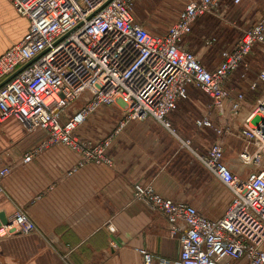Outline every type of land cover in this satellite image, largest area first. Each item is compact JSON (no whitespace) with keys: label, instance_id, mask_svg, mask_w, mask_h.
<instances>
[{"label":"built area","instance_id":"obj_1","mask_svg":"<svg viewBox=\"0 0 264 264\" xmlns=\"http://www.w3.org/2000/svg\"><path fill=\"white\" fill-rule=\"evenodd\" d=\"M10 1L30 27L21 42L0 56V83L30 65L0 89V124L15 119L29 134L46 135L39 149L23 162L30 163L44 149L63 145L81 155L79 167L87 163L112 166L108 151L114 136L131 122L151 120L189 149L232 194L224 217L213 220L187 203L162 197L152 186L135 184L134 197L162 214L170 236L180 241V260L162 259L158 264H235L242 259L264 264V94L242 118L237 135L244 143L238 159L250 169L246 178L224 162L220 142L199 154L168 120L178 103L188 98L190 86L205 93L221 117H240L244 94L232 98L225 85L254 48L264 46V17L232 50H225L223 62L210 71L181 43L199 18L217 13L223 0H189L164 35L149 32L137 21V0ZM245 67L249 69L248 64ZM258 84L264 86V68L250 88ZM80 99L84 104L69 115L68 108ZM116 105L122 119L114 136L90 141L77 135L100 109ZM196 125L213 128L218 135L224 132L207 116ZM11 172V167L0 163V195L4 193L2 181ZM35 231V221L19 208L8 224L0 225V239ZM141 253L144 264H155L153 255L146 250Z\"/></svg>","mask_w":264,"mask_h":264},{"label":"crops","instance_id":"obj_2","mask_svg":"<svg viewBox=\"0 0 264 264\" xmlns=\"http://www.w3.org/2000/svg\"><path fill=\"white\" fill-rule=\"evenodd\" d=\"M185 1L186 5L189 0ZM232 9L240 11L237 22H242L246 28L244 35L264 12V0H243L239 4L223 0L217 13L207 16ZM180 13L166 10L147 18L139 16L134 7L137 21L157 35L166 34ZM29 27L28 19L17 14L10 0H0V56L21 42ZM209 40L212 39H207L206 45ZM214 40L207 47L217 42ZM187 47L183 46L189 51ZM232 49L225 48L222 53ZM256 51L264 54V46H256L252 54ZM222 62L223 57L210 71ZM263 68L264 65L256 74V80L243 82L234 75L236 70L226 82L230 97L244 94L241 117H221L212 107L210 98L195 86L188 88V98L180 101L177 110L168 116L176 134L190 141L193 151L206 154L212 144L220 142L224 162L242 178L248 176L250 169L242 166L238 159L244 143L237 135L242 128V118L264 94L261 84L256 89L250 88L252 83L258 82ZM192 88L209 100L196 99ZM114 108H102L90 117L85 126L88 133L108 124ZM203 116L209 117L215 128H221L223 135H218L213 128H198L196 121ZM15 123L19 124L10 119L0 124V130L7 133ZM118 124L103 138L114 136ZM92 135L93 132L88 140L97 141ZM11 152L5 151L8 157L0 158L2 165L12 168L11 174L2 181L0 213L11 221L17 209L23 208L35 221L38 231L0 239L2 264H144L142 250L155 257V264L162 259L177 262L181 255L179 239L170 236L168 221L162 214L134 197L133 186H152L162 197L187 203L213 220L224 217L232 200L227 187L215 179L189 149L182 148L169 131L151 120L131 122L114 136L108 151L112 166L87 163L79 167L82 157L73 151H41L26 164L24 157L34 151ZM200 166L225 187L226 192L216 191L217 183L207 179ZM235 264L249 262L242 259Z\"/></svg>","mask_w":264,"mask_h":264},{"label":"rangeland","instance_id":"obj_3","mask_svg":"<svg viewBox=\"0 0 264 264\" xmlns=\"http://www.w3.org/2000/svg\"><path fill=\"white\" fill-rule=\"evenodd\" d=\"M185 0H137L135 3V8L138 11V15L147 17L152 16L153 14L160 15L163 11H170L171 13L176 14L181 12L185 6ZM239 10H231L228 12H221L217 16H205L199 18L192 27V31L187 35L182 43L181 47L188 46L189 52L196 55L197 59L201 64L208 70H212L215 66L220 63L221 53L223 49L228 48L232 49L235 43L241 39L243 31L246 29L243 26L242 22H237V16ZM261 17L255 22L257 23L262 17H264V12H261ZM169 28V27H168ZM165 28L163 27V31ZM149 31V30H148ZM150 32V31H149ZM207 39H216V43L207 47ZM231 46V47H229ZM184 49V48H183ZM251 57L250 59H248ZM248 59V60H247ZM248 63L249 69L245 67ZM264 65V54L263 51H256L251 56H248L244 59L243 63L239 66L234 75L239 77L243 82L256 80L257 73L260 71ZM247 71V72H246ZM243 74H246L243 78ZM194 88V87H193ZM191 90V93L195 96L196 99L201 101H208L209 99L196 88ZM84 104V99H80L68 108V114L71 115L75 109H78ZM114 108V113H111L109 116V123L103 125V127L95 128V130L90 131L85 129L87 122L77 131V135L80 138L88 140V135L93 132V139L102 140L103 136L111 130L117 122L121 121L122 112L119 106H112ZM102 110V109H101ZM98 113V112H97ZM96 113V114H97ZM241 117V115H240ZM121 118V119H120ZM109 127V128H108ZM88 133V135H87ZM91 136V135H90ZM184 137V135L182 134ZM182 137V138H183ZM185 138V137H184ZM183 138V139H184ZM46 139V135L41 132H36L29 134L26 129L21 125L13 124L8 128L7 133H4L0 130V158L8 157L5 151H35L39 149L43 141ZM90 139V138H89ZM97 140V141H98ZM186 140V139H185ZM92 141V140H91ZM43 151H72L67 146L57 145L44 149ZM199 164V163H198ZM201 167V166H200ZM202 168V167H201ZM202 171L207 175V179L211 181L215 178H212L203 168ZM216 179V178H215ZM213 182H215L213 180ZM217 183V182H215ZM216 191L221 193L226 192L225 187L217 183L215 185ZM215 190V189H214Z\"/></svg>","mask_w":264,"mask_h":264},{"label":"water","instance_id":"obj_4","mask_svg":"<svg viewBox=\"0 0 264 264\" xmlns=\"http://www.w3.org/2000/svg\"><path fill=\"white\" fill-rule=\"evenodd\" d=\"M30 64L24 66L23 68L19 69L15 74H13L12 76H10L9 78H7L6 80H4L3 82L0 83V89L6 85L10 80H12L14 77H16L23 69H25L27 66H29ZM1 224H8V220L5 217L4 213H0V225Z\"/></svg>","mask_w":264,"mask_h":264},{"label":"trees","instance_id":"obj_5","mask_svg":"<svg viewBox=\"0 0 264 264\" xmlns=\"http://www.w3.org/2000/svg\"><path fill=\"white\" fill-rule=\"evenodd\" d=\"M207 16V15H206ZM205 17V16H204ZM195 24V23H194ZM194 27V26H193Z\"/></svg>","mask_w":264,"mask_h":264}]
</instances>
